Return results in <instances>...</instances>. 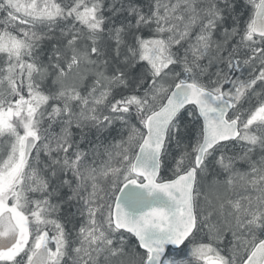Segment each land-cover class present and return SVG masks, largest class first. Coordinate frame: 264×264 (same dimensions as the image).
Wrapping results in <instances>:
<instances>
[{"label":"snow or ice","instance_id":"6c2138e0","mask_svg":"<svg viewBox=\"0 0 264 264\" xmlns=\"http://www.w3.org/2000/svg\"><path fill=\"white\" fill-rule=\"evenodd\" d=\"M0 264H264V0H0Z\"/></svg>","mask_w":264,"mask_h":264}]
</instances>
